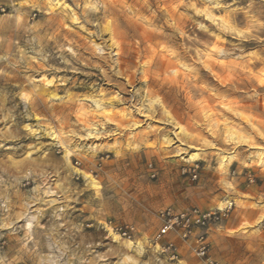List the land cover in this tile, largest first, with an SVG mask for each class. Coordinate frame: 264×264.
Returning a JSON list of instances; mask_svg holds the SVG:
<instances>
[{
  "label": "rangeland",
  "instance_id": "obj_1",
  "mask_svg": "<svg viewBox=\"0 0 264 264\" xmlns=\"http://www.w3.org/2000/svg\"><path fill=\"white\" fill-rule=\"evenodd\" d=\"M0 203V264H264V0H0Z\"/></svg>",
  "mask_w": 264,
  "mask_h": 264
},
{
  "label": "built area",
  "instance_id": "obj_2",
  "mask_svg": "<svg viewBox=\"0 0 264 264\" xmlns=\"http://www.w3.org/2000/svg\"><path fill=\"white\" fill-rule=\"evenodd\" d=\"M195 168H189L187 171L183 170V172H188L195 178ZM232 207V202H229L224 207L213 211H202L198 208L174 211L171 208H166L159 213L161 225L154 235V241L157 242L169 231H176L183 239H188L196 231H206L212 226L218 225L222 219L227 217ZM4 211H6L5 204L0 203V214ZM132 230V227L126 226L120 230V234L129 237ZM208 246L204 233H197L194 252L201 259V264H220L208 256ZM161 251H169L171 258L176 257L175 247L172 243L162 247Z\"/></svg>",
  "mask_w": 264,
  "mask_h": 264
},
{
  "label": "bare ground",
  "instance_id": "obj_3",
  "mask_svg": "<svg viewBox=\"0 0 264 264\" xmlns=\"http://www.w3.org/2000/svg\"><path fill=\"white\" fill-rule=\"evenodd\" d=\"M111 26V25H110ZM112 29V28H111ZM113 30H114V28H113ZM111 31V30H110ZM114 32H115V30H114ZM114 34V33H113Z\"/></svg>",
  "mask_w": 264,
  "mask_h": 264
}]
</instances>
